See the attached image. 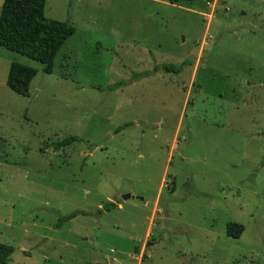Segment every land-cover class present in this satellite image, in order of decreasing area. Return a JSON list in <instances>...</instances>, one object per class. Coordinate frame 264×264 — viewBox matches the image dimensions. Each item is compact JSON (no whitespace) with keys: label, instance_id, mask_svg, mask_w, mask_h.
<instances>
[{"label":"rangeland","instance_id":"rangeland-1","mask_svg":"<svg viewBox=\"0 0 264 264\" xmlns=\"http://www.w3.org/2000/svg\"><path fill=\"white\" fill-rule=\"evenodd\" d=\"M46 17L76 28L51 75L0 47L10 264H264V0H47ZM14 62L38 71L28 98Z\"/></svg>","mask_w":264,"mask_h":264},{"label":"trees","instance_id":"trees-1","mask_svg":"<svg viewBox=\"0 0 264 264\" xmlns=\"http://www.w3.org/2000/svg\"><path fill=\"white\" fill-rule=\"evenodd\" d=\"M194 1L196 0H171V4ZM46 4L47 0H4L0 14V47L42 64L44 73L51 75L60 50L66 41L75 35L76 28L69 22H59L47 18ZM192 64V61L187 59L180 65H155L152 71L143 74L134 73L130 80L109 86L108 91L113 92L120 87H129L140 79L160 71L180 75ZM37 75L36 69L14 62L10 67L7 86L16 94L28 98L32 81ZM132 125L134 124L119 127L115 133L118 134ZM78 142H80L78 138L70 137L54 143L53 147L55 150H61ZM113 208L115 205L112 203L106 205L98 212V215L103 212L109 213ZM81 215L80 212H74L68 216L60 217L57 228H61L66 222ZM87 215L88 213L83 212V216ZM244 232V225L237 223L227 225V236L231 239L239 240ZM15 251L14 247L0 243V264H10Z\"/></svg>","mask_w":264,"mask_h":264},{"label":"water","instance_id":"water-1","mask_svg":"<svg viewBox=\"0 0 264 264\" xmlns=\"http://www.w3.org/2000/svg\"><path fill=\"white\" fill-rule=\"evenodd\" d=\"M130 198H131V196L130 195H127V196L124 197V200H128Z\"/></svg>","mask_w":264,"mask_h":264},{"label":"crops","instance_id":"crops-1","mask_svg":"<svg viewBox=\"0 0 264 264\" xmlns=\"http://www.w3.org/2000/svg\"><path fill=\"white\" fill-rule=\"evenodd\" d=\"M71 5V4H70ZM71 7H72V5H71ZM165 65H167V64H165ZM11 67V66H10ZM9 72H10V69H9ZM133 85H135V84H133Z\"/></svg>","mask_w":264,"mask_h":264}]
</instances>
